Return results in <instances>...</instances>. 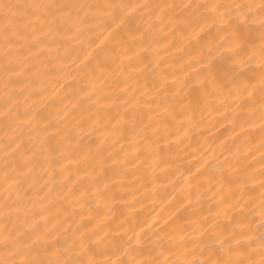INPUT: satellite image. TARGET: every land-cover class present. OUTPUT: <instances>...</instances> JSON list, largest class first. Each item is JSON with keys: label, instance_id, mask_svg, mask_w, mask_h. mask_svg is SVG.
Segmentation results:
<instances>
[{"label": "bare ground", "instance_id": "1", "mask_svg": "<svg viewBox=\"0 0 264 264\" xmlns=\"http://www.w3.org/2000/svg\"><path fill=\"white\" fill-rule=\"evenodd\" d=\"M262 6L0 0V260L194 264L238 222L259 264Z\"/></svg>", "mask_w": 264, "mask_h": 264}, {"label": "snow or ice", "instance_id": "2", "mask_svg": "<svg viewBox=\"0 0 264 264\" xmlns=\"http://www.w3.org/2000/svg\"><path fill=\"white\" fill-rule=\"evenodd\" d=\"M2 7L5 9V17L7 18L8 13L14 8L17 7L11 4H4ZM35 8L46 7L41 5H34ZM163 7H170L168 5H164ZM219 7H227V6H213V10H216ZM235 8L239 9L240 5H235ZM262 10H264V6H262ZM192 23H198V21H193ZM261 24L264 25V20H261ZM231 29V35L229 37L230 42L237 43V47L232 49L233 55H238L239 51L242 50L239 42L242 40V31L241 26L237 23L235 25H229ZM226 28L224 31H228ZM8 36L5 35V41L7 42ZM222 47V45H221ZM209 73H213V66L209 64L206 68ZM261 118L264 119V96H262V107H261ZM264 127V125H262ZM261 147L264 148V141H262ZM264 156V153H262ZM225 164H227V160H225ZM262 173H264V167L261 169ZM264 188V182L261 185ZM261 203L264 206V191L261 192ZM227 216V212L224 213ZM264 215V213H262ZM238 222H234L233 230L231 232L228 231L227 227L221 228V230L215 234L214 242L215 245L206 244L204 248H202V253L207 252V258L203 260H197L194 264H257L256 261L250 258V253L244 247V242L250 243L251 240L248 237H244L243 231L237 232L236 226ZM264 227V224L261 225ZM261 259L259 264H264V234L261 235ZM0 264H17L15 260H0ZM20 264H59V262L53 261H44L42 259H30L27 261H21ZM68 264V262H65ZM73 264H96L94 260H88L87 262H73ZM128 264H132L131 261ZM158 264V262H157Z\"/></svg>", "mask_w": 264, "mask_h": 264}]
</instances>
